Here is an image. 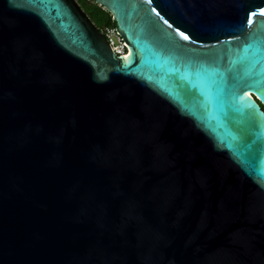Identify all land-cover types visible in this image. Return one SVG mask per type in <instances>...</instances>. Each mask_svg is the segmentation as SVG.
<instances>
[{"label": "water", "instance_id": "1", "mask_svg": "<svg viewBox=\"0 0 264 264\" xmlns=\"http://www.w3.org/2000/svg\"><path fill=\"white\" fill-rule=\"evenodd\" d=\"M93 1L0 0V264H264V0Z\"/></svg>", "mask_w": 264, "mask_h": 264}, {"label": "snow or ice", "instance_id": "2", "mask_svg": "<svg viewBox=\"0 0 264 264\" xmlns=\"http://www.w3.org/2000/svg\"><path fill=\"white\" fill-rule=\"evenodd\" d=\"M148 2L150 3L151 0H148ZM153 11L156 10L153 9ZM157 15H159V13H157ZM248 22L250 23V20ZM165 23H167V21H165ZM180 35L183 36L185 40L189 39V37L185 36L184 33L182 32L180 33ZM256 75L259 78L250 81H243L239 84V87L241 88L242 91L251 90V89H255L257 91H264V76H260L259 73H257ZM240 98L242 97H238V99ZM245 147L248 150L245 159L248 162L249 166L255 170L259 166V160L264 159V156L258 158L257 153L253 151V144H247ZM261 152H264V149H262ZM259 174L261 176H264V170H262Z\"/></svg>", "mask_w": 264, "mask_h": 264}, {"label": "built area", "instance_id": "3", "mask_svg": "<svg viewBox=\"0 0 264 264\" xmlns=\"http://www.w3.org/2000/svg\"><path fill=\"white\" fill-rule=\"evenodd\" d=\"M101 31L105 34L112 50L118 54L128 53L127 44L113 26H106Z\"/></svg>", "mask_w": 264, "mask_h": 264}, {"label": "trees", "instance_id": "4", "mask_svg": "<svg viewBox=\"0 0 264 264\" xmlns=\"http://www.w3.org/2000/svg\"><path fill=\"white\" fill-rule=\"evenodd\" d=\"M92 2V13L96 24L99 28L103 29L106 26H113L115 27V21L113 19V16L110 12H108L106 9H104L102 6L98 5L95 1L91 0ZM264 108V106L262 105Z\"/></svg>", "mask_w": 264, "mask_h": 264}, {"label": "flooded vegetation", "instance_id": "5", "mask_svg": "<svg viewBox=\"0 0 264 264\" xmlns=\"http://www.w3.org/2000/svg\"><path fill=\"white\" fill-rule=\"evenodd\" d=\"M77 1L79 2L80 6L85 10V12L90 16V18L92 19V21L95 23L96 20H95L93 14H91L92 13L91 12L92 11V9H91L92 8V2H91V0H77Z\"/></svg>", "mask_w": 264, "mask_h": 264}]
</instances>
